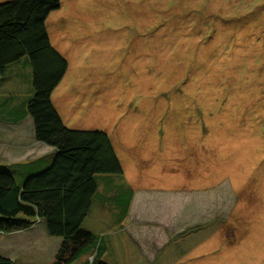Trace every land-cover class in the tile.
<instances>
[{"label":"rangeland","instance_id":"1","mask_svg":"<svg viewBox=\"0 0 264 264\" xmlns=\"http://www.w3.org/2000/svg\"><path fill=\"white\" fill-rule=\"evenodd\" d=\"M45 29L67 62L50 94L62 125L107 132L122 166V173L97 175V181L112 182L104 188L202 190L151 198L166 203L167 228L183 223L155 262L147 256L151 240L133 235L145 254L136 262L264 264V0H59ZM10 69L0 84V122L11 105L21 108L32 95L30 66ZM122 200L96 197L82 223L99 241L115 240L103 253L110 264H123L119 247H130V241L119 244L126 237L116 226ZM191 203L205 205L203 217L182 220V207ZM33 226L45 247L39 264H52L61 239L48 236L43 221ZM215 228L218 238L191 253L199 235ZM184 233L192 245L179 238ZM3 238L0 248L12 251ZM34 257L18 264H38Z\"/></svg>","mask_w":264,"mask_h":264},{"label":"trees","instance_id":"2","mask_svg":"<svg viewBox=\"0 0 264 264\" xmlns=\"http://www.w3.org/2000/svg\"><path fill=\"white\" fill-rule=\"evenodd\" d=\"M59 0H10L0 3V75L25 58L31 70L32 95L22 109L31 118L34 140L55 150L51 164L18 183L0 168V233L27 230L43 221L50 237L61 239L52 264H71L92 255L101 260L105 246L81 224L96 193L97 175L120 174L108 136L98 130L65 128L50 94L63 77L66 60L50 45L45 20ZM0 256V264H9Z\"/></svg>","mask_w":264,"mask_h":264},{"label":"crops","instance_id":"3","mask_svg":"<svg viewBox=\"0 0 264 264\" xmlns=\"http://www.w3.org/2000/svg\"><path fill=\"white\" fill-rule=\"evenodd\" d=\"M22 62L25 64V67L28 69L29 64H28L27 60L25 58H22L19 61L7 66V68L5 69V71L3 73V77L7 71L11 70L10 69L11 66H14V68H16ZM28 70H29V76L27 77V80L30 83V81H31V70L30 69H28ZM3 77L0 78V80H3L0 82V84L4 83L6 80V78L5 77L3 78ZM62 78H61V80H62ZM12 80L15 83L20 82V80H18V78H13ZM60 81H59V83H60ZM51 104L54 107V109L56 110V112H57V114L61 120L62 116H61V112H60L59 108L56 107L53 102ZM6 113H7V118L4 119V122H0V168L6 169L9 172H11L14 179L18 183H20L22 180H24L28 176L37 174V173L45 170L51 164L53 157H54L56 152L53 148L46 146L43 143L36 142L34 140L32 120L26 114L24 109H22V107L20 108L19 106L11 105L7 109ZM86 130H98V129L91 128V129H86ZM98 131H102L108 136L107 132H105L103 130H98ZM108 138H109V136H108ZM109 141H110L111 146L113 148V145H112L110 138H109ZM113 150H114V148H113ZM117 160H118V158H117ZM118 162H119V160H118ZM119 165L121 167V173H122L123 170H122V166H121L120 162H119ZM129 170H130V168H129ZM129 170H128V172H131ZM185 171L188 172V167H187V170L185 169ZM133 176H135V175H133ZM176 176H177V174H176ZM176 176L173 174L172 178L175 179ZM176 178L178 179V177H176ZM188 178H189V176H188ZM202 178L204 179V176ZM96 182H97L96 193L92 198L91 207H90L89 212L86 215V217L90 214L91 209L94 206L93 205L94 199L96 197H102L103 200H108L111 196L112 197L114 196L115 198L123 196V200H122L123 201V205H122L123 207H120V206L117 207V210L123 211L122 216H121V221L118 224H116V226L119 227L120 231L126 232V237H122L121 240L119 241V244L121 241H124V242L130 241V244H129L130 247L127 246L124 249V251H123V247L122 248L119 247L120 255L118 256V258L121 262H123V264H139L138 261L136 262V257L138 259L139 255H145V254H143V249L139 245V243H137L136 240H134L132 238L133 235L139 234L140 236L142 235V236H144V238L151 240L152 244H154L153 248H151L152 252L149 254H147V253L146 254L150 258V261L155 262L157 259L158 253L163 251L165 246H167V245L169 246L171 241H173L175 239V237H177L176 235H174V232L177 231L179 226H182L183 222L175 224L174 226H176L177 228H171V229L167 228V226L165 225L166 223H168L167 219H166V216L168 215L167 206H165L166 203L163 202V204H164L163 206L159 205L157 202L153 201L155 198L153 196H156L157 194L166 195V194H172V193H178V192H200V191H202L200 189L199 190H185L184 188H182L181 190H177V191H170V190L153 191V190H145V189H141V188L136 189L133 186H129V185H122L121 187L112 186V187H105L104 188V186L107 183L109 184L112 182H110V181L108 182V180H106L104 178H101L99 182L96 179ZM125 197H126V200H124ZM114 201H117V200H114ZM164 201H166V198ZM100 205L101 204H98L97 211L99 212L98 208H100L101 211H105V209L101 208ZM194 208H196V209H194ZM190 210H194L191 212H195L197 214H195V213L191 214V212H190L191 215L184 214V213H187L185 211L189 212ZM205 210H206L205 205H202V207H200V208L194 206L193 203H191L190 206L189 205L183 206L181 209V213L183 214V217L185 216V218L182 220H185V221L189 220V222H190L191 220L192 221L195 220V217L199 219V218L203 217V215H201V214L198 215L199 211L202 212ZM97 215L102 216L101 214H98V213H97ZM184 224H186V223H184ZM113 226H115V225H111V226H109V228H111ZM189 226H191V225H189ZM201 226L206 227V225H201ZM81 227H82V224H81ZM199 227H200V225H195V226H193V229H199ZM83 229H85V228H83ZM106 229H108V228H106ZM35 230H37V229H35V226H32L29 229L23 230V231H16V232L8 233V234L0 233V239H4L3 237L6 236V238H8V240L10 242V245H12V248H11L12 251H10V250L5 251L2 248H0V256L8 259L10 261L9 264H18V262L20 260H22V258H25V257H26V259L29 258L28 261H30V260H34L35 259L34 256L37 255L36 260L38 261V264H39V258L41 256L42 257L44 256L41 254L44 253L45 247L43 246V248H41L42 246L40 244V239H39V236L37 235V232H39V231L36 232ZM85 230L94 234L92 231H90L88 229H85ZM104 230L105 229H103L102 231H104ZM191 230L192 229H190L189 231H191ZM215 230H216V228L213 231L210 230L211 232H205V234H204V232H202L201 236L199 235V237H198V242H197L198 246L197 247L191 246V253L193 251H195V253H196L197 252L196 250L198 249V247H200L206 243H210V242L212 243L216 238H218V235H217L218 232ZM217 230H220V228H217ZM197 231L200 232L202 230H197ZM44 232H45V229H44ZM186 234L187 233L179 234V238H183V236H185ZM100 235H102V234H100ZM43 236H44V234H42V237ZM218 240L220 242V239H218ZM101 241H102L103 245L105 246V251H112L113 250L114 247H112V246L115 245V240L113 238H111V237H109V235H107V238L103 237L101 239ZM182 241H183V243H189L190 244L192 239L190 237H185L182 239ZM105 243H106V245H105ZM1 245L2 244H0V246ZM123 245H124V243H123ZM190 245H192V243ZM34 247H36L38 251H37V253L31 254L30 250L33 249ZM40 248L42 250L41 252L39 251ZM111 248H112V250H111ZM103 255L100 258L101 260H103ZM86 256H89V255H86ZM86 256H83V260ZM103 261H105L107 263H111L107 260H103ZM90 262L91 261H89V262L83 261V264H88ZM162 264H166V263L163 262ZM189 264H192V262H189Z\"/></svg>","mask_w":264,"mask_h":264},{"label":"bare ground","instance_id":"4","mask_svg":"<svg viewBox=\"0 0 264 264\" xmlns=\"http://www.w3.org/2000/svg\"><path fill=\"white\" fill-rule=\"evenodd\" d=\"M218 98H219V97H218ZM170 106H171V105H170ZM118 129H119V128H118ZM115 131H116V130H115ZM114 133H115V132H114ZM114 135H115V134H114ZM115 136H116V135H115ZM114 139H115V137H114ZM119 139H120V138H119ZM118 141H119V140H118ZM233 156H236V155H233ZM233 156H232L231 160L233 159V161H234V158H235V157L233 158ZM245 158H246V157H245ZM237 160H238V159H237V157H236V160H235L236 162L234 161L236 164H237V162H238ZM234 162L231 161L232 166L235 164ZM231 163H230V166H231ZM231 168H232V167H231ZM230 173L232 174L233 172H230ZM232 175H233V174H232Z\"/></svg>","mask_w":264,"mask_h":264},{"label":"built area","instance_id":"5","mask_svg":"<svg viewBox=\"0 0 264 264\" xmlns=\"http://www.w3.org/2000/svg\"><path fill=\"white\" fill-rule=\"evenodd\" d=\"M35 223H39V220L37 219V221Z\"/></svg>","mask_w":264,"mask_h":264},{"label":"clouds","instance_id":"6","mask_svg":"<svg viewBox=\"0 0 264 264\" xmlns=\"http://www.w3.org/2000/svg\"><path fill=\"white\" fill-rule=\"evenodd\" d=\"M39 222H40V220H39Z\"/></svg>","mask_w":264,"mask_h":264}]
</instances>
